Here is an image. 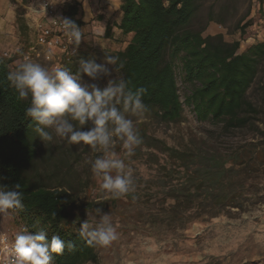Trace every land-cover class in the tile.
Wrapping results in <instances>:
<instances>
[{
  "label": "trees",
  "instance_id": "16d2710c",
  "mask_svg": "<svg viewBox=\"0 0 264 264\" xmlns=\"http://www.w3.org/2000/svg\"><path fill=\"white\" fill-rule=\"evenodd\" d=\"M201 2L122 0V16L116 23L124 35H132L125 48L114 53L124 65L118 70L121 78L133 89H147L146 109H154L159 120L180 121L186 103L198 121L221 126L223 133L244 129L253 133L245 143L226 149L208 137L173 146L143 124L138 127L142 144L128 160L144 165L146 172L134 173L135 190L125 196L157 205L167 215L165 220L182 228L197 219L236 215L234 208L241 212L264 198V40L241 51L240 40L228 41L222 33L205 36L204 27L193 26ZM79 6L64 3L62 13L81 27ZM245 20L238 26L242 36L249 26ZM104 37L113 38L111 26ZM178 62L189 88L185 101L177 81ZM9 71L10 61L0 54V186L21 185L25 207L18 214L29 231L44 228L49 238L58 234L74 245L62 255L52 253L54 264L96 262V246H88L77 235L80 221L73 195L29 175L38 154L34 122L25 116L30 99H18L6 79Z\"/></svg>",
  "mask_w": 264,
  "mask_h": 264
},
{
  "label": "rangeland",
  "instance_id": "374dc122",
  "mask_svg": "<svg viewBox=\"0 0 264 264\" xmlns=\"http://www.w3.org/2000/svg\"><path fill=\"white\" fill-rule=\"evenodd\" d=\"M263 1L202 0L193 26L204 27L205 36L222 33L225 39L232 40L240 31L238 26L241 19L249 22L253 15L254 20L256 17L264 20V11L261 12L259 8ZM30 4L19 5L16 18L5 20V29L0 30V54H9L6 59L10 61L12 70L23 62V55L35 41L33 15L28 8ZM210 15H213L215 21L209 22ZM217 20H223L224 24ZM21 23H24L23 26ZM240 37L247 38V31ZM79 47L80 52L76 56L62 58L60 62L72 73L77 72L81 59L94 58L97 63H102L106 56L115 57L114 53L123 48L119 44L110 46L100 40H82ZM32 61L49 69L54 67V62L44 59ZM175 69L181 99L185 101L189 88L183 81L179 62ZM114 76L121 78L119 71H115ZM82 78L100 87H104L109 79L102 77L91 81L87 76ZM251 98L258 100L255 92H251ZM128 118L133 120L136 130L143 124L149 133L173 146H182L194 137H208L218 141L222 148L229 149L253 137L249 129L226 134L221 126L198 121L192 106L186 103L182 119L178 122L159 120L154 109H146L142 114L129 113ZM35 142L38 154L29 174L33 181L50 187L62 186L73 195V210L79 217V229L86 219L90 224L96 223L98 218L95 216V208L110 214L116 227L118 239L107 247L96 246L98 259L88 264H264V198L260 203L245 205L241 212L234 208L233 211L239 212L236 215L197 219L182 228L165 220L167 215L160 213L155 204L131 201L125 195L114 198L110 193L102 191L101 181L94 176L90 167L91 161L100 153L91 146L70 145L60 138L45 145L38 135ZM114 151L125 159L134 173L146 172L144 165L125 157L122 142L118 139ZM25 228L29 231L18 212L9 210L0 214V235L7 233L14 239L15 234Z\"/></svg>",
  "mask_w": 264,
  "mask_h": 264
},
{
  "label": "clouds",
  "instance_id": "9594fccd",
  "mask_svg": "<svg viewBox=\"0 0 264 264\" xmlns=\"http://www.w3.org/2000/svg\"><path fill=\"white\" fill-rule=\"evenodd\" d=\"M59 21L69 42L78 47L84 40V29L71 18ZM123 66L114 56H106L102 63L94 58L81 59L77 72L72 73L62 65L49 69L25 56L6 76L19 100L30 99L25 116L34 122V131L45 145L60 138L70 145H89L100 153L91 161V171L100 179V189L114 198L135 190L134 172L114 151L116 141L122 142L125 157L135 155L142 137L128 114H142L147 107L143 100L146 88L133 89L129 81L113 77ZM82 76L91 81L109 79L100 87L83 80ZM20 189V184L13 188L0 186V214L9 210L23 211L25 205ZM94 212L98 218L96 223L84 220L77 235L88 246H110L118 239L110 214L102 213L101 208H95ZM66 247L71 250L74 245L58 234L49 238L44 228L34 232L25 228L15 234L11 243V264H54L51 254L62 255Z\"/></svg>",
  "mask_w": 264,
  "mask_h": 264
},
{
  "label": "crops",
  "instance_id": "0c3cea01",
  "mask_svg": "<svg viewBox=\"0 0 264 264\" xmlns=\"http://www.w3.org/2000/svg\"><path fill=\"white\" fill-rule=\"evenodd\" d=\"M57 6L58 12L62 13V7L64 3H70L71 0H52ZM32 3H38L39 0H31ZM79 13L77 18L83 21V25L80 27L84 29L85 37L84 42L88 41H102L110 46H123L122 50L131 39L132 35H124L116 26L122 16L121 4L122 0H79ZM19 5H23L22 0H0V20L2 21L1 29H5V20H13L16 18V8ZM260 11H264V1L260 3ZM33 15L34 27L36 23L41 19L40 16ZM253 15L250 17L249 26L246 28L247 38L242 39L241 32L237 33L234 39H226L228 41H241V51L247 49L248 46L264 40V20L258 17L254 19ZM253 20V21H252ZM45 21V19H42ZM111 26V35L113 38H106L107 27ZM15 28V27H13ZM247 44V45H246Z\"/></svg>",
  "mask_w": 264,
  "mask_h": 264
},
{
  "label": "built area",
  "instance_id": "2783aa9c",
  "mask_svg": "<svg viewBox=\"0 0 264 264\" xmlns=\"http://www.w3.org/2000/svg\"><path fill=\"white\" fill-rule=\"evenodd\" d=\"M71 1L79 2V0ZM28 8L41 19L34 26L35 41L28 47L22 59L25 56L31 60L44 59L54 62L53 66H56L60 65L62 58L69 59L80 52V47L72 45L65 36L59 20L67 17L58 12V8L52 0H39L38 3H31ZM4 57L8 58L9 54L5 52ZM12 241L13 238L7 233L0 235V264H11L10 246Z\"/></svg>",
  "mask_w": 264,
  "mask_h": 264
}]
</instances>
